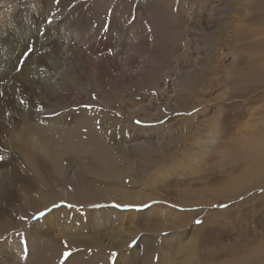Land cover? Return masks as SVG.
<instances>
[{
  "label": "rangeland",
  "instance_id": "1",
  "mask_svg": "<svg viewBox=\"0 0 264 264\" xmlns=\"http://www.w3.org/2000/svg\"><path fill=\"white\" fill-rule=\"evenodd\" d=\"M28 1L22 0V2ZM75 3L77 5H72L71 10L66 9L62 14L63 17L59 16V20L73 19L78 13H83L82 20L87 21L96 37L107 40L106 34L111 28L112 36H115L110 41H124L129 46L136 42L140 33L147 32L153 40V42L150 41L149 47L158 48L155 51L157 53L153 55L145 53L141 59L132 60L129 72L127 70V73L135 76L132 83L104 89L100 87L102 84L93 71L90 59H87V56L93 57L94 54L89 52L86 45L83 46L87 51L85 59L89 64L87 63L86 70L79 74L80 83L76 86V91L84 95L87 101L83 104L75 102L70 108L78 111L93 105L98 107L99 100L104 95H108L111 100H114L110 108L112 113L125 117L136 128H127L122 140L121 137L116 141L113 140L118 142L117 144L107 142L109 138L97 139L95 142V145L105 143V147L109 150L116 149L121 143L120 145L126 149L125 154H122L124 151L120 148L113 151L124 175L111 182L110 187L113 188L117 183L120 184L119 187L117 184V190H107L104 195L99 194L93 200L91 199V201L102 200L101 202L70 203L65 200L67 198L62 185L55 183V186L47 188L43 185L44 179L40 180L39 176L36 178L39 183L37 189L46 191V194H39L41 195L39 198L44 200L47 194L48 197L51 195L49 199L56 197L54 200L56 203H53L56 207L51 205L39 213L49 214L53 209L67 207L71 210H69L70 214L72 216L76 214L81 222L75 230L76 237L70 228L62 227L60 233V228L56 226L52 227V231L48 228L47 230L53 236L52 242L46 245L42 242L41 246L44 247L45 255L41 252L37 258H41L43 254L48 258V264H67L73 257L82 256L77 249L79 248L77 240L93 237L98 233L96 236L100 237V253L108 251L109 248L118 247L120 249H117V253L115 249L110 251V253H116L114 256L116 263L138 264L142 259L141 244L144 240L179 234L178 236H182L183 240H187L192 235V237L198 236L199 244L197 243L196 250L197 253L198 251L201 253L202 264L206 263V256L212 257V252L216 255L214 262L220 261L221 264H225L226 261L229 264H238V262L242 264V261L244 264H264V250L260 247L264 243V170L261 171L259 180L252 176L246 180L241 177L247 168H251L252 160H254L250 156L254 155L251 141L263 136L264 133V90H253L258 86L262 88L260 85L264 81L258 85L251 81H261L262 78L253 80L239 78L237 73L248 71L249 66L247 58L239 55V52L243 51L241 47L245 46L246 42L238 47V40L233 39L235 35L238 36L239 31V35H249V38L243 41L256 42L255 39L251 40L254 37L257 38V34L259 35V32L256 34L255 26L251 24L256 21L253 18L255 14L252 5L247 0H77ZM197 3L204 6L194 11ZM54 4L58 5L59 2L54 0ZM11 5L12 3L8 2L5 8ZM203 10L206 13H202ZM57 11L55 10L56 14ZM46 12L47 10L45 14ZM27 18L29 16L25 17ZM179 24H183L185 29H179ZM50 25L52 21L48 22L46 19L40 26L42 41L48 37L43 29ZM118 28L126 30L121 31L120 34ZM202 29L212 33L209 42L203 39ZM233 32L234 35H232ZM261 35H264V30L260 32L259 36ZM32 38L35 41V37ZM68 39L71 43L78 38L70 34ZM34 47V44L29 43V48L20 56L13 72H21L23 61L28 58L29 52ZM261 47L264 48L263 42ZM46 62L45 59L40 63V70ZM64 66H67V70L66 62L63 63L62 68ZM143 71L150 73L149 82L145 81L146 78L139 76ZM256 72L264 73V71ZM112 73L116 74L117 71ZM11 74L12 71L9 76H6L7 80L16 82ZM25 74L20 84L19 95H16L15 90L9 93L10 106L17 98L21 106L26 104V97L30 93L27 92V88L32 89V87L29 83V75ZM137 79L138 81H135ZM194 81L196 82L193 83ZM88 85L89 88H87ZM189 88H195V90L188 91ZM241 92L244 94L242 95ZM224 93L226 95L223 96ZM247 94L249 98H246ZM1 95L4 93L2 92ZM54 105L61 104L56 102ZM218 118L232 126V134L227 135L224 131L225 126L223 124L221 126ZM96 124L92 126L97 127ZM81 128H87V126L81 124L79 130ZM51 141H53L52 138ZM9 152L11 153L10 149L4 156L8 157ZM84 162L86 170L90 171L93 163L91 157H85ZM129 163L132 164L131 168L127 167ZM78 169L76 166L70 170L71 177L75 178V175L80 173ZM23 170L25 171V168ZM89 176L93 179L92 184L101 180L100 176L94 174ZM104 180L95 183L98 191L102 187L101 184L105 185L104 182L110 184ZM16 189L19 191V188ZM123 189L132 192L131 199H123L125 198ZM20 200L24 211L30 212V204L27 203L25 206L26 203L21 198ZM169 210H172V213ZM91 212L96 213V219L100 220L101 224L97 232L88 234L89 232L86 233V231L90 229L85 228V223L92 218ZM45 215L24 217L18 221L20 226L15 225L18 229L11 231L15 233L14 235L23 236L24 229L29 227L31 222L34 223L38 217L40 220ZM153 215L155 216L151 217ZM153 221L158 222L156 224L159 225L163 224L159 229L163 230L153 232L145 227ZM4 223H9V220H5ZM132 226L137 231L135 236L131 232ZM127 231L128 234H126ZM10 235L12 236L13 233L0 228V243L8 241ZM54 235H58L57 238ZM123 235H127L126 239ZM200 236L210 241L204 251L201 250L203 241H199ZM120 239L125 242H120ZM22 240L20 239L21 244L24 242ZM89 246L90 244L85 245L82 248L83 252H89L91 249ZM7 249L14 254V247ZM31 252L30 255L34 253L33 250ZM229 253L231 258L233 257L230 261L227 260ZM232 254L240 256L235 263ZM86 257V254L83 255V258L87 260ZM159 258L157 256L158 260Z\"/></svg>",
  "mask_w": 264,
  "mask_h": 264
},
{
  "label": "bare ground",
  "instance_id": "2",
  "mask_svg": "<svg viewBox=\"0 0 264 264\" xmlns=\"http://www.w3.org/2000/svg\"><path fill=\"white\" fill-rule=\"evenodd\" d=\"M76 1L77 0H59V4L55 5L54 0H29L28 2H22V0H0V157H3V160H0V228L7 229L13 233L12 236L10 235L11 237L8 241L5 240V243H0V264H48V258L43 256L44 247L43 245L41 246V244L43 242L46 245L52 242L53 236L47 229L49 228L52 231L53 226L60 228L59 233L61 232L62 227L70 228V230L74 232V237H76L75 230L81 222L78 220L76 214L73 216L70 214L71 210L67 207L53 209L49 214L45 213L46 215L44 214V218L40 220L38 217L36 222H31L29 227L24 229L25 234L23 236L14 235L15 233L11 231L15 228L18 229L15 225L17 224V226H20V222H18L20 219L24 217L26 218L27 216L34 217L35 215H38L40 211L45 210L53 205V203H56V201L54 202L56 197L52 199L50 198V200L49 197L51 195L48 197V194L44 200L39 198L43 193L46 194V191L37 189V187H39V183L36 181L38 176L40 177V180L44 179L43 185L47 188H49V186H55V183L62 185V188L65 189L66 193L67 199L65 200L70 203L86 204V202H101L102 200L91 201V199L93 200L99 194L104 195L107 190L118 188L120 186L118 183V187L117 184L115 188L110 187L111 182H113L115 178H122L124 175L121 164L118 162L114 155L115 153L113 152L120 148V150L124 151L122 154L126 153V149L120 145L121 143L118 144L116 149L112 148V150H109V148L105 147V143L103 144L102 142V145H95V142H97V139L102 140L104 138H109L107 142H113V140L116 141L119 137H121L122 140L126 135V129H135V125H132V123L125 117H121L118 114L114 115L112 113L110 108L113 106L112 103H114V100H111L108 95H104L99 100L98 107L93 105L78 111H75L70 107L75 102L83 104L87 101V99L84 98V95L76 91V86L80 83L79 79L81 76L79 74L86 70V67L89 64L86 62L88 58L90 59L89 61L92 64L91 66L95 75L100 79V83L102 84L100 87L104 89L116 88L118 86H125L128 83H132V80L135 79V76L127 73V70L128 72L130 70L129 67L132 64V60L141 59L145 53L153 55L154 53H157L155 51L158 47H149V44L153 42V40L150 39L151 35L149 36L147 32L140 33L136 42L129 46L126 45L124 41H110L115 36H112L113 32L110 27L108 31L106 30L107 34L105 33L107 40H103L98 36L96 37L87 21H84V19L82 20L84 17L81 14L83 13H78L73 19L64 20V18H62L59 20V16L63 17L62 14H64L66 9H69L72 5H77V3H75ZM8 2H11L12 5L5 8ZM247 2L252 5L253 13L255 14L253 18L256 21L251 24L255 26V30L257 31L256 34L259 32L260 35V32L264 30V0H247ZM197 4L194 6V11L201 9L204 6L200 3ZM23 6L25 8L22 9ZM27 6H29V8H27ZM45 10H47V14H45ZM55 10H58L57 14L55 13ZM50 11L51 14H49ZM204 12L205 10H203L202 13ZM26 16H29V18L25 19ZM88 16L90 17V15ZM46 19L48 22L52 21V25L43 29V32L46 33V36L48 37L42 41L43 37L40 34V26ZM183 24L178 25L179 29H185L183 28ZM114 29L117 31L115 26ZM118 29H120V34L122 33L121 31L126 30L123 28ZM222 30L225 29L222 28ZM70 34L77 36L78 39L73 40L70 43L68 39ZM201 34L206 42L210 41L212 33H209L208 30L206 31L205 29H202ZM232 35H234V32ZM259 35L257 34V38L253 36L254 38L251 39H255V43L254 40L253 42H250V40L243 41L244 39L247 40L249 35H239V31L238 36L235 35L233 37V39L238 40V47L242 46L243 42H246V47H242L247 50L241 47L244 52L240 51L239 55L247 58L249 66L248 71H240L237 73L239 78L247 80L262 78L263 80L261 81H251L252 83H258V85L264 81V76L262 75L264 73L256 72L264 71V48L261 47V42L264 43V35ZM32 37H35V41ZM29 43L30 45L31 43L34 44L35 47L29 52L28 58L23 61L21 72H13L17 67L20 56L29 48ZM215 43L217 44V42ZM84 45H86L90 53L94 54L93 57L87 56V59H85L87 51L83 47ZM45 59L47 62L44 63L42 70H40L39 65ZM64 62L68 65L67 70V66H64L65 71H63L64 67L62 68ZM238 65L241 66L242 64ZM10 71H12L11 77L15 78L16 82L7 80L6 76H9ZM114 71H117V73L113 74L112 72ZM25 73L29 75V83L32 87V89L27 88V92L30 93L26 97V104L21 106L20 100L17 98L10 106L8 103L9 93L15 90L16 95H19L21 91L20 84L23 82V75ZM149 75L150 73H147L146 71L139 74L140 77L146 78L145 81L147 82L151 80ZM189 78L190 77H188V79ZM135 81H138V79ZM4 83L6 84L4 85ZM136 83L140 84V82ZM260 86H262L263 89L258 86L253 90H264V83ZM87 88H89V85ZM194 90L195 88L188 89V91ZM2 92L4 95H1ZM225 93L223 96L227 94ZM244 93L241 92L242 95ZM246 98H249L248 94ZM221 100L223 101V99ZM56 102H59L61 105L55 106L54 104ZM39 105L40 109L38 108ZM218 119L220 120L221 118ZM94 123H97V127L92 126ZM81 124H85L87 128H81V130H79ZM222 124L225 126L224 131L227 132V135L233 133L232 126L229 123L221 121V126ZM51 138L53 141H51ZM77 142H79V145H77ZM250 144L254 148L252 150L254 155H250L254 160H252L251 168H247L241 177L246 180L249 176H252L259 180L262 175L261 171L264 170V133L263 136L258 137V139L255 138L252 140ZM9 149L11 150V153L9 152L8 157L4 156L8 153ZM85 157H91L93 160L90 171L85 168ZM76 166L79 168L78 170L80 173L76 174L75 178H73L70 175V170ZM127 167L131 168L132 164L129 163ZM23 168H25V171L23 170L24 172L22 171ZM90 174L97 175L98 177L100 176L101 180L105 179L110 182V184L104 182L105 185L101 184L102 187L98 191V186L95 183L102 181L97 180L92 184L91 181L93 179L90 178ZM92 177L94 178V176ZM16 188H19V191ZM63 193L64 191L62 190V194ZM131 193L132 192L129 190H124L123 196L125 198L123 199H131ZM20 198L26 203L24 204L25 206H27V203L30 204V212L26 213L24 211V206L21 203ZM169 212L172 213V210H169ZM92 214V218L88 219L87 223L83 221L85 223V228L90 229L86 231V233L89 232L88 234L91 232H97V228H99V224H101L100 220L96 219V213L93 212ZM154 216L155 215L151 217ZM11 217H15V219H11ZM5 220H9V223L5 224ZM156 223L158 222L153 221L146 224L145 227L149 230H153V232L162 231L163 229H159L163 224L159 225ZM87 224H89V226H87ZM143 226H139V228H143ZM131 232L132 235H136L137 231L133 226ZM128 233L129 232L127 231L126 234ZM96 234L93 237L90 236L85 239L77 240V246L79 247L77 249L82 253V256L73 257V259L70 262H67V264H119L116 263V257L114 256H116L115 254L118 252L117 249L120 248H109L108 251H104V253L101 252V254L99 243L100 237L97 238ZM178 235L179 234L160 239L152 237L151 240H144L141 244L142 259L138 264H200L201 253L199 251L197 253L196 250L198 236L195 235L192 237V235L187 240H183L182 236ZM57 236L55 238H57ZM126 236L127 235H123V238L126 239ZM204 238L205 237L202 236L199 238V241H203L201 242V250L203 251L205 246L210 243V241L205 240ZM20 239H23L22 241H24L22 244ZM119 241L122 243L125 242L121 239ZM88 244H90L89 247L91 249L89 252H83L82 248ZM56 246L58 247V244ZM8 247L10 249L14 247V254L8 251ZM260 247L264 250V243H262ZM114 249L116 253H110V251ZM32 250L34 253L30 255ZM85 250L87 249L85 248ZM41 252L43 253L41 258H37L40 256ZM85 254L87 260L83 258V255L85 256ZM156 255L160 257L159 260ZM154 257H156V259H154ZM215 257V253L212 252V257L210 255L205 257L206 263L204 264H221L220 261L214 262ZM232 258L231 253H229L227 260L230 261ZM239 258L240 256L238 255L234 256V263L236 260H239ZM225 264H229V262L226 261ZM242 264H244L243 261Z\"/></svg>",
  "mask_w": 264,
  "mask_h": 264
},
{
  "label": "snow or ice",
  "instance_id": "3",
  "mask_svg": "<svg viewBox=\"0 0 264 264\" xmlns=\"http://www.w3.org/2000/svg\"><path fill=\"white\" fill-rule=\"evenodd\" d=\"M59 2V0H57V3ZM139 123V122H138ZM0 160H3V157H0ZM53 207H56V205H53ZM39 215L43 216L44 213H39ZM197 223H200V221H197Z\"/></svg>",
  "mask_w": 264,
  "mask_h": 264
}]
</instances>
